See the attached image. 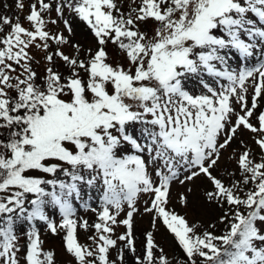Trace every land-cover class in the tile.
Listing matches in <instances>:
<instances>
[{"label": "snow or ice", "instance_id": "obj_1", "mask_svg": "<svg viewBox=\"0 0 264 264\" xmlns=\"http://www.w3.org/2000/svg\"><path fill=\"white\" fill-rule=\"evenodd\" d=\"M15 6L25 7L23 0ZM66 9L91 30L95 52L84 49L81 58L79 44L75 55L60 50L68 37L47 25L62 22L73 34ZM53 11L57 19H45ZM26 20L31 30L18 16L0 15V264H55L40 222L53 235L65 231L76 264H125V251L135 264H173L151 231L135 255L141 193L151 194L144 212L153 227L162 221L185 254L176 264H264V0H132L128 10L119 0H36ZM149 20L157 24L151 35L141 28ZM109 43L127 66L111 62ZM33 48L46 53L43 76ZM243 132L259 153L239 139ZM238 140L243 151L228 160L239 178L226 166L218 174ZM200 178L211 184L204 199L223 209L221 235L198 231L168 208L174 182ZM97 182L104 206L89 225L74 218L72 198L81 183ZM180 201L187 205L189 196ZM117 223L126 231L113 239ZM78 227L94 228L93 246L79 242Z\"/></svg>", "mask_w": 264, "mask_h": 264}, {"label": "rangeland", "instance_id": "obj_2", "mask_svg": "<svg viewBox=\"0 0 264 264\" xmlns=\"http://www.w3.org/2000/svg\"><path fill=\"white\" fill-rule=\"evenodd\" d=\"M24 9L20 10L17 8L16 0H0V15H7L13 18V22H15V18L19 17V22L25 28L31 30L32 25L26 20V16L29 14L30 5L35 3L36 0H23ZM121 7L125 10H128L129 6L132 5V0H119ZM136 3H139V0H136ZM8 5V7H5ZM134 6V5H133ZM45 19L51 21L52 19H57V14L53 11L50 14H45ZM64 19H69L72 27L73 34L69 35V33L65 30L64 24L62 22L52 24L49 23L47 25V30L51 33L63 32V34L68 37L70 43L68 45L59 46L60 50H62L67 55H75V49L72 47L73 44H79L81 46V58H83L84 49H92L93 52L98 47L97 40L91 30L86 26V24L80 21L75 17L74 13H71L65 10ZM157 27V24L152 20H149L146 24L141 25L142 30L147 31L150 35L153 34L154 29ZM5 30H9L7 27ZM51 47L49 51H55L57 45L53 44L49 41ZM117 48V47H116ZM118 55L115 60L116 63H122L127 66V61L124 58L123 54L119 49ZM32 54L36 57L38 61H40L39 65H33L35 70L38 72L40 76H43V70L47 66L46 61L43 57L46 53L42 52L39 49L33 48ZM56 66L59 68L61 72L67 74V69L63 66V62L56 58ZM86 78V74L84 75ZM190 88H197L198 85L195 81H192L189 84ZM238 108V106H237ZM262 110H264V106H262ZM242 139L245 144L253 149L254 152L259 153L258 147L255 145L254 140L252 138V134L249 132H243L239 137ZM233 149L236 151L233 152ZM243 149L239 144V140L234 143L225 153V164L221 166L218 174H225V166L228 171H234L237 173L236 178H239V172L236 168V164L234 160H228V157L235 155L238 158L240 152ZM134 152V150H133ZM129 154V153H126ZM154 168L155 165H152ZM87 178V172L83 173ZM60 178L64 180H70V178L63 176L60 174ZM155 178V177H154ZM158 179V178H157ZM226 177V182H227ZM81 193L80 196H74L72 198L73 207L75 209V219L78 221L87 220L89 225H92L98 222V215L102 211L104 206L103 203V187L99 182L92 186H87L84 183L80 185ZM193 188L195 195L187 192L188 188ZM211 189V184L204 178H200L194 183L181 185L178 181L174 182L171 189V199L168 204V208L174 210L179 215L184 216L190 224H199L201 227L198 231L208 230L216 235L218 229L226 230V224H222L219 221L220 216L223 214V209L217 207L215 203H208L203 196L204 191ZM150 195L141 193L136 201V207L139 211L134 215V237L136 240L137 253L135 255H142L144 251L145 237L146 233L151 231L154 233V237L157 240V243L164 248V251L167 253V256L170 260L176 261V253H175V237L167 227L160 221L156 220L155 227H153L152 220L153 214L145 213L144 208L150 205ZM181 195L189 196V203L184 205L180 201ZM147 202V204H146ZM227 207V206H225ZM127 204L124 205V210L118 216V221L125 218L126 212L128 211ZM46 211H50L52 213L51 218L55 220L57 224H59L62 220L61 215L59 214L58 209H52L51 206ZM115 210L113 209V212ZM19 224V222H18ZM215 224V228H210L209 225ZM41 233V239L43 240V247L45 250H51L55 253V264H76L74 257L66 251L65 247V231L60 230L57 234L53 235L50 231L47 230L44 222H40L38 224ZM115 233L113 235V239L123 234L126 231L124 225L117 223L114 226ZM223 228V229H222ZM217 231V232H216ZM21 235V246L24 244V237L22 233ZM95 235L94 228L89 227L88 230H84L78 227V239L81 244L93 246V241L89 239ZM122 246V242H118V247ZM21 259H23V247L20 253ZM111 259H117V251L116 249L111 250ZM119 264V261H117ZM125 264H135L134 254L125 251Z\"/></svg>", "mask_w": 264, "mask_h": 264}, {"label": "trees", "instance_id": "obj_3", "mask_svg": "<svg viewBox=\"0 0 264 264\" xmlns=\"http://www.w3.org/2000/svg\"><path fill=\"white\" fill-rule=\"evenodd\" d=\"M118 48H116V46L115 45H112L111 43H109L108 45H107V51H108V53H109V56H110V59H111V62H113L114 64L116 63V60H115V58H116V56L118 55V53H119V51L117 50ZM45 72V69L43 70V73ZM82 75H85L83 72H82ZM223 229V228H222ZM217 232V231H216ZM225 232V230L223 229V230H220V229H218V232H217V234L218 235H221V234H223ZM153 235H154V233H153ZM155 238V237H154ZM155 241H156V243H157V240H156V238H155ZM93 244V243H92ZM158 244V243H157ZM159 245V244H158ZM161 248H163L161 245H159ZM175 255H176V261L177 260H179V261H183L184 259H186V257H185V254L183 253V251L181 250V248L179 247V245H178V242L176 241V239H175ZM163 250H164V248H163ZM164 254H166L167 255V253L164 251ZM157 255H159V252H157ZM172 262H173V264H176V261L175 260H171Z\"/></svg>", "mask_w": 264, "mask_h": 264}]
</instances>
